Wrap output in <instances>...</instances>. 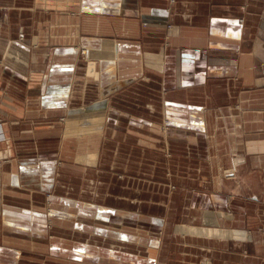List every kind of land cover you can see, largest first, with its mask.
<instances>
[{
	"label": "crops",
	"instance_id": "crops-1",
	"mask_svg": "<svg viewBox=\"0 0 264 264\" xmlns=\"http://www.w3.org/2000/svg\"><path fill=\"white\" fill-rule=\"evenodd\" d=\"M0 160V264H264V0H0Z\"/></svg>",
	"mask_w": 264,
	"mask_h": 264
},
{
	"label": "rangeland",
	"instance_id": "rangeland-1",
	"mask_svg": "<svg viewBox=\"0 0 264 264\" xmlns=\"http://www.w3.org/2000/svg\"><path fill=\"white\" fill-rule=\"evenodd\" d=\"M63 118H61V120H62ZM164 124V123H163ZM163 124H161V128L163 129ZM85 144H87V142H86V140H82V141H80V145L81 146H83V145H85ZM90 145H92L93 147H94V145H95V140H91V142L89 143V146ZM96 151V150H95ZM1 161H4V160H0V162ZM69 160L67 159V162H68ZM153 161V164H154V162H156L157 161V159L156 160H152ZM151 167H153V165H151ZM149 171V172H148ZM151 170H150V167L147 169H145V170H136V175H138L139 177H142V178H144V177H147L148 176V173H151L150 172ZM154 172V171H153ZM107 173H111V172H107ZM122 173H124V172H120V174H122ZM163 176H165V171H156V176H154V174H153V179H162L163 178ZM166 176L169 178V176L167 175V173H166ZM0 193H1V190H0ZM119 209H121V210H126V208H123V207H120ZM147 212H149V211H146L145 209H142L141 210V213L143 214V215H147ZM148 217H145V218H141V220H140V222H139V219L138 218H136V222H135V224L134 225H132V224H130V225H128L127 224V222L125 221V223L122 225L121 223L120 224H118V228H121L122 226H125V227H127V226H129V227H137L138 225V223H139V228H141V229H143L142 227L144 226V227H146V228H148L149 227V222H148V219H147ZM143 223V224H142ZM116 224V225H115ZM114 225H113V227H117V223H115ZM93 238V237H92ZM92 238H90V237H87L86 238V240H91ZM94 240V239H93ZM93 240H91L93 243H95ZM99 245L101 246L102 244H105V245H110V242H112V240L111 239H106V241H104L102 238H99Z\"/></svg>",
	"mask_w": 264,
	"mask_h": 264
},
{
	"label": "bare ground",
	"instance_id": "bare-ground-1",
	"mask_svg": "<svg viewBox=\"0 0 264 264\" xmlns=\"http://www.w3.org/2000/svg\"><path fill=\"white\" fill-rule=\"evenodd\" d=\"M80 53H82V54H84V55L87 54L85 50H81ZM85 56H86V55H85ZM50 83H52V82H50ZM78 117H79V116H78ZM71 124H72V123H71ZM69 126H70V125H69ZM1 185H2V184H1V181H0V189L2 188ZM2 195H3V194H2ZM2 195H1V196H2ZM1 200H2V199H1Z\"/></svg>",
	"mask_w": 264,
	"mask_h": 264
}]
</instances>
